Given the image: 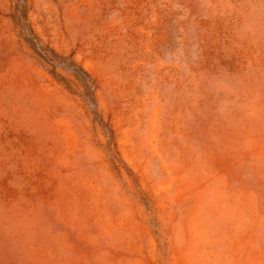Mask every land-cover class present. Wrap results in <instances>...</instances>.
<instances>
[{
  "label": "rangeland",
  "instance_id": "1",
  "mask_svg": "<svg viewBox=\"0 0 264 264\" xmlns=\"http://www.w3.org/2000/svg\"><path fill=\"white\" fill-rule=\"evenodd\" d=\"M0 264H264V0H0Z\"/></svg>",
  "mask_w": 264,
  "mask_h": 264
},
{
  "label": "trees",
  "instance_id": "2",
  "mask_svg": "<svg viewBox=\"0 0 264 264\" xmlns=\"http://www.w3.org/2000/svg\"><path fill=\"white\" fill-rule=\"evenodd\" d=\"M44 58H47V54L46 53L44 54Z\"/></svg>",
  "mask_w": 264,
  "mask_h": 264
}]
</instances>
